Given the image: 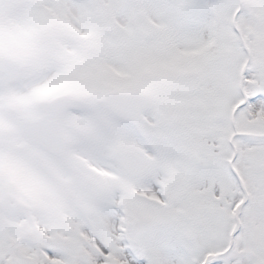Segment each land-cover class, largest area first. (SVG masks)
<instances>
[{"label": "snow or ice", "instance_id": "snow-or-ice-1", "mask_svg": "<svg viewBox=\"0 0 264 264\" xmlns=\"http://www.w3.org/2000/svg\"><path fill=\"white\" fill-rule=\"evenodd\" d=\"M0 264H264V0H0Z\"/></svg>", "mask_w": 264, "mask_h": 264}]
</instances>
